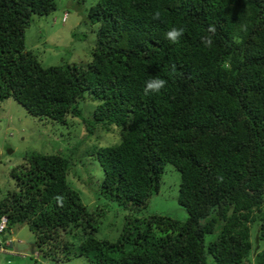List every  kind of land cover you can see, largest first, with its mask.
Here are the masks:
<instances>
[{"label": "trees", "instance_id": "obj_1", "mask_svg": "<svg viewBox=\"0 0 264 264\" xmlns=\"http://www.w3.org/2000/svg\"><path fill=\"white\" fill-rule=\"evenodd\" d=\"M56 2L0 0V103L12 99L51 124L81 118L87 134L104 122L120 128L95 158L98 194L127 214L115 242L96 239L101 207L89 211L70 189L69 159L32 152L8 171L12 187L0 197L7 230L24 223L47 260L242 264L252 248L247 224L257 222L256 244L264 240V0H97L83 20L97 28L90 62L42 67L24 31ZM172 27L184 29L174 44L165 38ZM154 78L166 86L145 95ZM85 92L101 100L92 121L77 106ZM165 165L179 174L182 222L138 216Z\"/></svg>", "mask_w": 264, "mask_h": 264}, {"label": "rangeland", "instance_id": "obj_2", "mask_svg": "<svg viewBox=\"0 0 264 264\" xmlns=\"http://www.w3.org/2000/svg\"><path fill=\"white\" fill-rule=\"evenodd\" d=\"M96 1L57 0L56 9L52 14L32 17L29 27L24 31V44L42 67L65 63L84 65L90 62L94 32L97 28L96 24L91 25L83 20L88 9ZM100 102L101 100L89 93H83L77 103L82 118L92 121L93 110ZM119 132L120 128L104 122L97 124L91 129V133L87 134L81 118L67 115L65 123L51 124L49 120L39 121L30 116L12 99L2 101L0 197L12 187L13 179L8 171L14 168L16 163L23 166L32 152L61 155L69 159L67 183L70 189L78 195L80 202L89 211H95L97 205L101 207L95 238L115 242L123 228L127 212L114 202H104L103 197L98 194V185L103 175L95 157L99 148L111 146L118 141ZM6 148H9L10 153L6 152ZM178 185V172L172 166L165 165L160 175L158 193L149 199L146 208L138 216L157 214L184 221L186 213L177 204ZM256 224L255 221L247 224L252 248L242 264H255V254L264 253V240L255 243ZM216 234L215 230L206 240H212ZM5 239V242L0 241V264H89L83 256H71L67 261L44 259L37 254L35 237L24 223L13 224L9 231L5 232Z\"/></svg>", "mask_w": 264, "mask_h": 264}, {"label": "clouds", "instance_id": "obj_3", "mask_svg": "<svg viewBox=\"0 0 264 264\" xmlns=\"http://www.w3.org/2000/svg\"><path fill=\"white\" fill-rule=\"evenodd\" d=\"M63 16V15H62ZM65 16V14H64ZM160 18V13L157 11L153 14V19H159ZM242 30H246L243 26H242ZM207 31L209 33L215 34L216 32V28L214 25H209ZM184 33V29L183 28H176V27H172L171 29H169L166 33H165V38L171 42V43H177L180 38L182 37ZM235 39V38H234ZM202 43L205 44V46H211L212 44V37L208 36L205 38H202ZM167 81L161 78H154L151 80H148L145 82V87H144V93L145 95L150 94V93H157L160 92L165 86H166ZM57 202L58 203H62V198L61 197H57ZM4 218L5 222H4V227L3 229L0 231V234L2 235V238L4 239L5 242V232L9 231V229H6V217L2 216L0 217V221L1 219ZM6 229V230H4ZM11 243H9L10 245Z\"/></svg>", "mask_w": 264, "mask_h": 264}, {"label": "built area", "instance_id": "obj_4", "mask_svg": "<svg viewBox=\"0 0 264 264\" xmlns=\"http://www.w3.org/2000/svg\"><path fill=\"white\" fill-rule=\"evenodd\" d=\"M4 222H5V219L2 218L1 221H0V231L3 229L4 227Z\"/></svg>", "mask_w": 264, "mask_h": 264}, {"label": "water", "instance_id": "obj_5", "mask_svg": "<svg viewBox=\"0 0 264 264\" xmlns=\"http://www.w3.org/2000/svg\"><path fill=\"white\" fill-rule=\"evenodd\" d=\"M0 241L3 242L4 239L2 238V235L0 234Z\"/></svg>", "mask_w": 264, "mask_h": 264}]
</instances>
